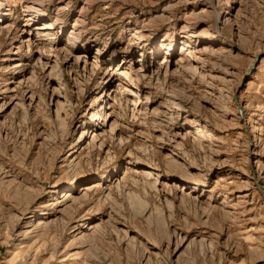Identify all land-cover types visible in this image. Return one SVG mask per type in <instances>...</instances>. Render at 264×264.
<instances>
[{"label": "rangeland", "instance_id": "obj_1", "mask_svg": "<svg viewBox=\"0 0 264 264\" xmlns=\"http://www.w3.org/2000/svg\"><path fill=\"white\" fill-rule=\"evenodd\" d=\"M0 264H264V0H0Z\"/></svg>", "mask_w": 264, "mask_h": 264}, {"label": "bare ground", "instance_id": "obj_2", "mask_svg": "<svg viewBox=\"0 0 264 264\" xmlns=\"http://www.w3.org/2000/svg\"><path fill=\"white\" fill-rule=\"evenodd\" d=\"M46 27L49 28L50 26L47 25Z\"/></svg>", "mask_w": 264, "mask_h": 264}]
</instances>
